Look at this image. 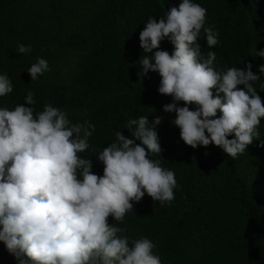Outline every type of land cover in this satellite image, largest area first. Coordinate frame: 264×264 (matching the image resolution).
<instances>
[{
  "label": "trees",
  "instance_id": "1",
  "mask_svg": "<svg viewBox=\"0 0 264 264\" xmlns=\"http://www.w3.org/2000/svg\"><path fill=\"white\" fill-rule=\"evenodd\" d=\"M179 2L0 0V74L12 83V92L0 97V108L24 104L31 91L34 112L50 103L71 123L94 124L89 143L97 151L115 139V131L130 136L128 119L162 117L156 128L162 151L150 158L175 173L174 199L161 205L145 193L123 222H109L125 229L120 235L130 244L141 237L153 241L161 264H264V146H259L264 118L260 137L235 159L213 144L192 148L172 122L175 112L163 110L172 97L158 92L159 74L137 75L145 55L139 42L144 24L150 17L159 21ZM193 2L207 10L205 27L218 32L219 44L208 48L201 31L202 58L215 52L218 71L250 63L260 76L253 86L264 102V56L255 55L264 50V0ZM18 44L32 51L18 53ZM160 50L171 54L174 46L165 38ZM37 58L47 60L49 70L32 81L27 69ZM80 155H91V171L103 174V163L91 149ZM0 264H18L2 241Z\"/></svg>",
  "mask_w": 264,
  "mask_h": 264
},
{
  "label": "clouds",
  "instance_id": "2",
  "mask_svg": "<svg viewBox=\"0 0 264 264\" xmlns=\"http://www.w3.org/2000/svg\"><path fill=\"white\" fill-rule=\"evenodd\" d=\"M206 16L199 3L180 0L159 21L150 17L139 33L145 55L137 75L159 74L158 92L172 97L163 110L175 112L172 122L186 145L213 144L235 159L260 137L264 102L253 86L260 76L250 63L218 71L212 51L202 58L201 31L208 48L219 44L218 32L205 27ZM165 38L174 46L171 54L160 50ZM16 51L32 48L18 44ZM48 70L44 58L27 69L32 81ZM10 92V79L0 74V97ZM24 100L12 110L0 108V241L7 251L18 264H161L153 241L141 237L130 244L120 235L125 229L109 218L123 222L145 193L161 205L174 199L175 173L150 158L162 151L156 131L162 117L128 119L130 136L115 131L97 151L89 143L94 124L71 123L50 103L34 112L31 91ZM89 149L103 163L102 175L91 171V155L81 157Z\"/></svg>",
  "mask_w": 264,
  "mask_h": 264
}]
</instances>
